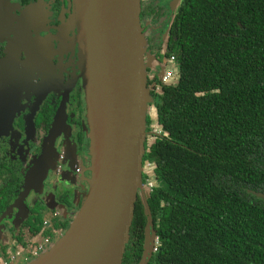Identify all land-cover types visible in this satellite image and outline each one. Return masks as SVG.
<instances>
[{
	"label": "trees",
	"instance_id": "obj_1",
	"mask_svg": "<svg viewBox=\"0 0 264 264\" xmlns=\"http://www.w3.org/2000/svg\"><path fill=\"white\" fill-rule=\"evenodd\" d=\"M171 33L178 81H158L162 132L145 144L158 179L144 181L159 238L148 264H264V0H185ZM40 211L27 221L34 236ZM146 213L140 195L123 264L144 257ZM70 226L54 221L64 234Z\"/></svg>",
	"mask_w": 264,
	"mask_h": 264
},
{
	"label": "flooded vegetation",
	"instance_id": "obj_2",
	"mask_svg": "<svg viewBox=\"0 0 264 264\" xmlns=\"http://www.w3.org/2000/svg\"><path fill=\"white\" fill-rule=\"evenodd\" d=\"M184 2L141 0L150 88L162 81L175 59L167 54L171 27ZM3 6L6 14L10 9L16 18L13 26L0 27V65L10 55L0 68V115L5 110L9 114L0 129V200L4 193L2 202H7L0 213V261L18 253L11 264H27L29 253L39 247L48 250L64 234V228L54 227L55 219L71 225L89 193L88 107L76 0H8ZM153 134L152 126L149 143ZM52 147L42 180L18 203ZM148 164H144L143 180L153 183L154 164ZM41 186V193H36ZM6 191L15 193L5 196ZM36 210H41L45 220L41 233L34 236L27 221ZM154 231L153 227L146 232L153 253L152 240L155 243L158 238Z\"/></svg>",
	"mask_w": 264,
	"mask_h": 264
},
{
	"label": "water",
	"instance_id": "obj_3",
	"mask_svg": "<svg viewBox=\"0 0 264 264\" xmlns=\"http://www.w3.org/2000/svg\"><path fill=\"white\" fill-rule=\"evenodd\" d=\"M7 2L0 0V27L13 26L16 18L10 9L4 12ZM140 16L141 0H76L91 141L90 191L68 231L29 264H123L140 195L149 219L147 235L154 227L143 182L148 110L154 97ZM9 60L10 55L0 68ZM8 115V110L1 113L0 129ZM52 150L18 203L37 188ZM255 196L264 199L262 193ZM152 255L153 247L149 254L145 248L140 264H148Z\"/></svg>",
	"mask_w": 264,
	"mask_h": 264
},
{
	"label": "built area",
	"instance_id": "obj_4",
	"mask_svg": "<svg viewBox=\"0 0 264 264\" xmlns=\"http://www.w3.org/2000/svg\"><path fill=\"white\" fill-rule=\"evenodd\" d=\"M173 77H175V72L172 69L168 68L167 72L165 73V75H164V77L162 79V83L168 82L169 79H171ZM150 89H152V92L157 91V93H158V92L161 91V86L160 85H154ZM158 129L159 128L154 127V132H156V134H160L162 132L161 130H158ZM148 166H151V164H148ZM148 186L150 188L151 187L153 188L154 187V182L153 183L149 182ZM46 242H48V241L46 240ZM158 247H159V239L156 238L155 243H154V252H156L158 250ZM44 251L45 250L42 247H39V248L35 249L33 252H31V253H32V256L39 257L42 253H44ZM18 255H19L18 253H17V255H11L10 256V260H5L4 262H2L0 264H10V261H12L15 258V256H18ZM25 259L28 260V261L30 260L28 256L25 257Z\"/></svg>",
	"mask_w": 264,
	"mask_h": 264
},
{
	"label": "rangeland",
	"instance_id": "obj_5",
	"mask_svg": "<svg viewBox=\"0 0 264 264\" xmlns=\"http://www.w3.org/2000/svg\"><path fill=\"white\" fill-rule=\"evenodd\" d=\"M178 81V78H173L170 82H172V83H176ZM156 101V100H155ZM154 103L155 102H153L152 104H150V108H149V110H148V119H149V121L151 122V126H153V127H157V124H156V122L154 121V119H155V117H156V109H155V107H154ZM155 109V110H154ZM89 135H90V133H89ZM152 142V141H151ZM90 150H91V147H90ZM89 156V155H88ZM86 163V162H85ZM90 165V167L92 166V161L90 160V158H89V163H86V165ZM89 167V169H91ZM52 169H53V167H52ZM52 169H51V171H52ZM89 171V170H88ZM87 171V172H88ZM150 179L154 182V184H157L158 183V179L156 178V174H155V169H154V167L152 168V174L150 175ZM41 191H42V186L41 187H39L38 188V190H37V192L36 193H38V194H40L41 193ZM145 191H147L146 189H145ZM49 202L51 203L52 202V199L51 198H49ZM60 211H62L63 212V210L60 208ZM25 213H23V215H24ZM1 230V229H0ZM0 235H1V233H0ZM149 238V237H148ZM145 248H146V252H147V254H149L150 253V250H151V241H150V238L149 239H147L146 240V246H145ZM9 260V257H7V258H2L1 259V261H0V263H2V262H4L5 260ZM12 263V261H10V264Z\"/></svg>",
	"mask_w": 264,
	"mask_h": 264
},
{
	"label": "crops",
	"instance_id": "obj_6",
	"mask_svg": "<svg viewBox=\"0 0 264 264\" xmlns=\"http://www.w3.org/2000/svg\"><path fill=\"white\" fill-rule=\"evenodd\" d=\"M30 254H31V253H29V254L27 255V256L29 257V259H30V260H29V263L32 262L34 259L37 258V257H34V258L32 257V258H31ZM9 255H10V254H9ZM10 256H11V255H10ZM10 256H8V257H9V260H10ZM25 256H26V254H25ZM6 260H7V259H6ZM29 263H27V264H29Z\"/></svg>",
	"mask_w": 264,
	"mask_h": 264
},
{
	"label": "bare ground",
	"instance_id": "obj_7",
	"mask_svg": "<svg viewBox=\"0 0 264 264\" xmlns=\"http://www.w3.org/2000/svg\"><path fill=\"white\" fill-rule=\"evenodd\" d=\"M144 165V164H143ZM143 174H144V171H143ZM143 182H144V180H143Z\"/></svg>",
	"mask_w": 264,
	"mask_h": 264
}]
</instances>
